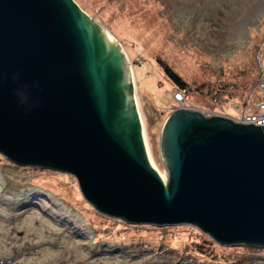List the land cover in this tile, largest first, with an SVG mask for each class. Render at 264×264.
Segmentation results:
<instances>
[{
	"label": "water",
	"instance_id": "95a60500",
	"mask_svg": "<svg viewBox=\"0 0 264 264\" xmlns=\"http://www.w3.org/2000/svg\"><path fill=\"white\" fill-rule=\"evenodd\" d=\"M119 41L76 0H0V151L75 174L95 208L264 244V124L175 105L149 162Z\"/></svg>",
	"mask_w": 264,
	"mask_h": 264
},
{
	"label": "rangeland",
	"instance_id": "374dc122",
	"mask_svg": "<svg viewBox=\"0 0 264 264\" xmlns=\"http://www.w3.org/2000/svg\"><path fill=\"white\" fill-rule=\"evenodd\" d=\"M122 45L157 169L159 132L187 80L194 107L233 115L264 76V0H76ZM252 99V98H251ZM75 174L0 151V264H264V244L218 243L193 222L124 221L83 197Z\"/></svg>",
	"mask_w": 264,
	"mask_h": 264
},
{
	"label": "built area",
	"instance_id": "2783aa9c",
	"mask_svg": "<svg viewBox=\"0 0 264 264\" xmlns=\"http://www.w3.org/2000/svg\"><path fill=\"white\" fill-rule=\"evenodd\" d=\"M255 92L251 95H248V99L241 105L242 110L238 112V114L233 115L231 113H225L226 115H230V117L242 120V122L252 121L254 124H264V76L259 77L256 83ZM190 90L187 88L183 89H175L173 92L172 98L175 102V105L178 106H191L189 105L187 99L188 93ZM252 98V99H251ZM174 105V107H175ZM204 111V113H217L220 109H214L209 107L199 108ZM221 111V110H220Z\"/></svg>",
	"mask_w": 264,
	"mask_h": 264
},
{
	"label": "trees",
	"instance_id": "16d2710c",
	"mask_svg": "<svg viewBox=\"0 0 264 264\" xmlns=\"http://www.w3.org/2000/svg\"><path fill=\"white\" fill-rule=\"evenodd\" d=\"M163 66V69L165 70V73L167 75V77L173 81V84L175 83V86L177 87V89H183V88H187L189 90V86L187 84V80L184 78H182L177 72H176V69L172 68L170 65H168L167 63L163 62L162 64ZM175 104H173L174 106ZM2 153V151H1ZM8 158V157H7ZM9 159H12L9 157ZM13 161V160H12ZM16 162V161H14ZM89 202V200H88ZM92 204V203H91ZM93 205V204H92ZM94 206V205H93ZM98 209V208H97ZM101 212V210H99ZM104 213V212H102ZM104 214H109V213H104ZM114 216V215H112ZM121 219H124L122 217H120ZM124 221H131L130 219H124ZM132 222V221H131ZM207 233V232H206ZM209 234V233H207ZM210 235V234H209ZM212 236V235H210ZM217 241V240H216ZM218 243H222V242H219L217 241ZM225 243V242H224ZM222 243V244H224ZM237 243H242V242H237ZM228 244H232V243H228Z\"/></svg>",
	"mask_w": 264,
	"mask_h": 264
},
{
	"label": "bare ground",
	"instance_id": "6f19581e",
	"mask_svg": "<svg viewBox=\"0 0 264 264\" xmlns=\"http://www.w3.org/2000/svg\"><path fill=\"white\" fill-rule=\"evenodd\" d=\"M108 32L110 33V31H108ZM110 34H111V36H112V33H110ZM112 37H113V36H112ZM128 71H130V73H129V78H131V79L134 81L133 69H132L131 66H128ZM134 85H135V84H134ZM134 87H135V86H134ZM134 94H135V93H134ZM135 97H136V96H135ZM136 100H137V99H136ZM137 107H138V104H137ZM138 111H139V109H138ZM139 113H140V112H139ZM140 119H141V123H142V132H143V134H144V136H143V140H144V144H146V145H145V149H146L147 155H149V156H148V158H149V162L151 163V165H153V166L155 167V164H154V161H153V158H152L151 152H150L149 145L147 144L148 141H147V138H146L145 128H144V124H143V122H142L141 115H140ZM155 168L157 169V167H155ZM158 171H159L161 177L165 180L166 177H167V175H166L167 171L165 170V173H163V172H162L161 170H159V169H158Z\"/></svg>",
	"mask_w": 264,
	"mask_h": 264
}]
</instances>
